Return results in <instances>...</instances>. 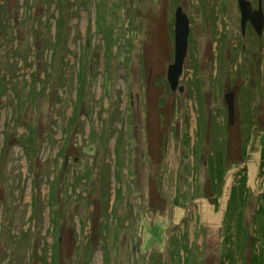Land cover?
Here are the masks:
<instances>
[{"label":"rangeland","instance_id":"1","mask_svg":"<svg viewBox=\"0 0 264 264\" xmlns=\"http://www.w3.org/2000/svg\"><path fill=\"white\" fill-rule=\"evenodd\" d=\"M263 154L238 0H0V264H264Z\"/></svg>","mask_w":264,"mask_h":264},{"label":"water","instance_id":"2","mask_svg":"<svg viewBox=\"0 0 264 264\" xmlns=\"http://www.w3.org/2000/svg\"><path fill=\"white\" fill-rule=\"evenodd\" d=\"M241 12V27L245 33L248 23H251L258 36L263 35L264 31V12L261 0L257 9L253 8L252 2L248 0H238ZM190 21L181 7L175 12V60L169 68L168 81L173 91L179 88L181 76L184 70V62L189 47ZM181 92L184 88H179ZM229 108V120L233 124L235 116V95L233 92L225 97Z\"/></svg>","mask_w":264,"mask_h":264},{"label":"trees","instance_id":"3","mask_svg":"<svg viewBox=\"0 0 264 264\" xmlns=\"http://www.w3.org/2000/svg\"><path fill=\"white\" fill-rule=\"evenodd\" d=\"M65 12V11H64ZM62 14H64L63 12L60 14V18H59V20L61 19V17H62ZM64 21V20H63ZM63 21H62V24H63ZM263 157H264V155H263ZM263 167H264V164H263ZM242 171L243 172H246V174H247V168H245V169H242ZM239 174H241V172L240 173H238V175ZM246 174H244L243 176H241V179H240V184L238 185V184H236V185H234V187H233V192H236L237 190H239V191H241V196H242V194H244V191L247 189V175ZM261 199L262 200H264V195L261 197ZM264 209V208H263ZM261 211V210H260ZM262 264V263H261Z\"/></svg>","mask_w":264,"mask_h":264},{"label":"crops","instance_id":"4","mask_svg":"<svg viewBox=\"0 0 264 264\" xmlns=\"http://www.w3.org/2000/svg\"><path fill=\"white\" fill-rule=\"evenodd\" d=\"M263 155H264V154H263ZM262 159H263V161H262V162H263V164H264V157H262ZM263 185H264V184H263ZM263 192H264V190H263ZM263 194H264V193H263Z\"/></svg>","mask_w":264,"mask_h":264},{"label":"flooded vegetation","instance_id":"5","mask_svg":"<svg viewBox=\"0 0 264 264\" xmlns=\"http://www.w3.org/2000/svg\"><path fill=\"white\" fill-rule=\"evenodd\" d=\"M251 24V23H250Z\"/></svg>","mask_w":264,"mask_h":264}]
</instances>
